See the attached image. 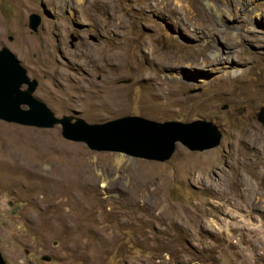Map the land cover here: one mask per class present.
<instances>
[{
	"label": "rangeland",
	"instance_id": "obj_1",
	"mask_svg": "<svg viewBox=\"0 0 264 264\" xmlns=\"http://www.w3.org/2000/svg\"><path fill=\"white\" fill-rule=\"evenodd\" d=\"M209 1L222 4L173 0L177 10L167 13L144 0H0V46L38 64L34 94L54 115L202 118L220 136L201 150L176 143L168 159L157 160L92 149L62 137L57 123L0 119V202L15 200L35 220L32 241L56 242L55 256L38 254L35 243L31 254L19 246L8 264H264V123L256 118L264 106V17L247 11L245 20H221ZM34 10L42 16L37 31L27 26ZM229 24L236 34L225 49ZM59 27L66 35L57 39ZM69 31L83 39L69 46ZM83 43L92 61L80 68ZM216 44L220 58L212 56ZM47 59L46 67L38 62ZM152 97L159 106L179 101L151 112L144 104ZM67 165L75 171L67 174Z\"/></svg>",
	"mask_w": 264,
	"mask_h": 264
},
{
	"label": "water",
	"instance_id": "obj_2",
	"mask_svg": "<svg viewBox=\"0 0 264 264\" xmlns=\"http://www.w3.org/2000/svg\"><path fill=\"white\" fill-rule=\"evenodd\" d=\"M41 23L39 12H29L27 26L30 30L36 31ZM74 39L75 36L72 37ZM93 39L97 40L95 36ZM23 84L26 87H22ZM36 84V78L27 76L15 53L1 45L0 119L42 128L57 123L62 137L83 141L92 149H120L134 156L157 160L168 159L179 142L189 149L201 150L216 145L220 140L216 127L202 118L157 121L126 114L104 122H89L81 117L56 116L33 94ZM256 118L264 123V106L258 109ZM42 259L48 260V257L42 256Z\"/></svg>",
	"mask_w": 264,
	"mask_h": 264
},
{
	"label": "flooded vegetation",
	"instance_id": "obj_3",
	"mask_svg": "<svg viewBox=\"0 0 264 264\" xmlns=\"http://www.w3.org/2000/svg\"><path fill=\"white\" fill-rule=\"evenodd\" d=\"M74 25L78 28L83 27V24L78 22H74ZM41 26L42 23L40 27ZM53 34L57 37V39L58 37L62 38V34L66 35L63 32V29H61L60 27L58 28V32L53 31ZM68 35L69 38H71L67 41L69 46H73V43L70 42L73 36H76V41L79 39H83L82 33L79 31L78 32L69 31ZM93 36L94 35L92 34V31L89 30L86 31V37L88 39H93ZM56 50L58 53H60L61 51L59 46ZM89 52L90 51L87 44L83 43V47L77 59L78 62L76 61V65H78L80 68H82L83 65L84 67H87V61L89 62L92 61ZM32 56H35V52L32 54ZM54 58L56 59V57ZM38 62H41L42 66L44 67L48 66L49 64L48 59ZM21 64L24 66L27 76H30L31 78H36L37 80V84L35 87L36 89L37 86H39L38 70H37L38 64L34 61L23 62ZM57 71H58V67L56 66L54 68V72ZM22 87H26V84H23ZM7 192H9V196H12L14 194L12 190H8ZM22 208L23 206L18 205L15 200L10 198H6L4 202H0V264H8L10 263V261L17 260L18 259L17 250L19 246L21 247L23 254H31L33 252L32 250L33 245L35 243H36L35 249L38 251V254H40L39 253L40 250H47L50 254H53L55 256V245H56L55 240H52L50 243V241L41 237L40 240H38L37 242L32 241V239H30L33 233L36 232L35 220L31 218L25 212V210H21ZM20 216L21 218H19ZM42 256H47L49 259L48 255L41 254L39 257L41 260H44L42 259ZM27 264H35V263L31 259H27Z\"/></svg>",
	"mask_w": 264,
	"mask_h": 264
},
{
	"label": "bare ground",
	"instance_id": "obj_4",
	"mask_svg": "<svg viewBox=\"0 0 264 264\" xmlns=\"http://www.w3.org/2000/svg\"><path fill=\"white\" fill-rule=\"evenodd\" d=\"M152 1H153V3H152ZM247 1H248V3H246V4H241L240 3L241 1H239V4H237V2L235 0H222V2H221L222 4H216L213 1H209L207 4H208L210 10L215 12L221 20H222V15H224V14L232 20L237 19V20H241V21L247 19L248 17L249 18H252V17L262 18V17H264V0H247ZM144 2H145L144 3L145 7L151 6V7L155 8L156 10H159V11H161V10L167 11V13L168 12L171 13V12H174L177 10L175 5H174L173 0H144ZM186 10L187 11H193L191 6H188V8ZM247 11L250 12L248 17L244 16V15H246ZM70 13H71V11H70ZM223 25L224 24L222 23V26ZM252 30H255L254 27L252 28ZM255 31H257V30H255ZM233 32H235V28H234L233 24H229V25L225 26V33L222 34V36H221L223 48L228 49L234 43V41L232 40V38L230 36ZM235 34H236V32H235ZM221 47H222V45H221ZM146 48L150 52L149 54H150V56H152V59L158 60V62L161 64L162 63L161 55L157 54L154 50L150 51L148 47H146ZM125 49L126 50H125V52H123V56H122L124 59L122 58V60H125L127 62L126 59L129 58L128 46L127 47L125 46ZM220 49H221L220 46H218V44H216V46H214V50L212 51L213 52L212 56L213 57L217 56L218 58H220V54H219ZM187 56H189V55H187ZM131 57H132V55H131ZM188 58H190V57H188ZM191 60H198V56L197 55L191 56ZM206 62L207 61L205 59V60L200 61L199 64L202 65L203 63H206ZM149 74H151V76L157 75V73L153 70H150ZM178 90H179V86H178V84H176V91H178ZM151 99L153 100L154 97H152ZM178 101L179 100L177 98L176 99L175 98L167 99L166 102H164L163 106H159V105H157V103H154V100H153L150 104L145 103L144 105H145V109L150 110L151 112H156V111L157 112H163L164 110H166L165 109L166 104L168 105L169 103L172 104L174 102L177 103ZM71 164H72V162H71ZM74 165H67L65 167L67 174H69L68 172H70V171H75L74 167H76V166H74ZM85 181L86 180L84 179L83 183H85Z\"/></svg>",
	"mask_w": 264,
	"mask_h": 264
}]
</instances>
